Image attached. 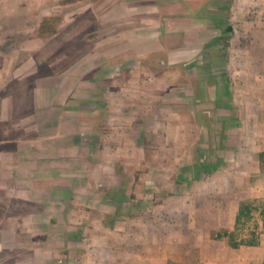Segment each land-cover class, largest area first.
<instances>
[{"label": "crops", "instance_id": "obj_1", "mask_svg": "<svg viewBox=\"0 0 264 264\" xmlns=\"http://www.w3.org/2000/svg\"><path fill=\"white\" fill-rule=\"evenodd\" d=\"M101 1L110 2V10L101 12V16L96 11L90 13L91 23L99 15L101 19L98 17L97 20L103 27L106 21L102 17L106 16L111 21L121 19L130 24L133 21L134 30L127 33V45H105L116 33L125 37L124 32L109 31L108 41L90 37L86 41L92 49L77 61L75 73L46 74L35 79L34 107L30 115L42 138L39 148L52 153L39 156L46 158L48 163L59 165L53 168L56 173H63L64 178L51 180L64 181L68 185L59 193L63 199L69 197L71 202L72 198L74 201L75 197H82L83 204L91 211L101 210L111 216L121 213L111 223L112 228H107L108 233L115 234L118 240L116 249L106 246L113 253L115 264H169L172 260L181 261L186 247L199 249L200 264H206L203 253L206 244H228L220 233L234 230L240 202L244 198L242 195L251 198L258 194L256 188L248 184L250 174L246 177V189L242 191L232 182L234 175L231 171L219 172V176L209 177L211 181L214 179V189L197 190L193 194L197 199L199 195L214 197L219 194L229 201L223 206L215 203L202 206L201 213L197 209L195 219L189 218L194 200L188 201L190 193L185 178L197 177L191 173L194 145L185 148L187 129L178 109L184 105L190 115L207 113L223 118L228 133L236 128L250 127L248 117L262 114L260 110L264 113V0H131L133 3L127 4L122 0ZM241 3L244 12L240 11ZM254 6H259L256 14L252 13ZM137 17L146 18L147 25L154 26L157 31H137ZM236 19L241 20L240 25ZM225 33H230L231 37L224 39ZM32 61V65L28 60L20 65L19 71L24 72V76L37 72L33 58ZM174 67L193 71L191 78L197 88L195 103H199L200 108L195 110L192 107L195 97L190 77L186 75L190 74L189 71L174 78L173 70L169 69ZM156 68L164 70L157 72ZM226 68L231 69L229 79L225 75ZM236 78L243 80L242 86ZM126 115L133 117L132 132L140 134L132 146L128 145L132 150L136 149L137 161H146L147 164L151 160L157 164L151 166L152 169H161L146 174L144 195L135 191L140 194V205L138 200H132L131 195L124 194L126 184L133 186L125 178V169L116 172L109 164L111 157L107 159L108 153L117 159L118 156L124 157L119 151L121 145H116L114 151L116 147L107 145L103 138L100 150H93L94 138L102 136L96 133L105 129L117 132ZM156 128L166 134H160L165 137V142L158 140L156 143L160 145L153 144L149 147L153 149L148 152L144 150L142 139L146 135L153 136ZM203 128L205 141H208L207 124L199 125L200 139ZM45 138L51 139V143L46 144ZM263 139L262 131L260 142ZM25 144L33 149L31 142ZM176 148L180 151L177 152ZM93 163L101 164L99 171L87 168ZM77 164L82 165V174L62 171L63 167L69 170L70 166ZM220 185L224 188L221 189ZM107 192L117 198L111 199ZM119 197L127 200L122 201ZM110 202L114 204L113 211L108 208ZM263 224L261 221V225H256L260 231H263ZM213 231L216 233L212 236ZM255 235L256 245L232 247L223 257L218 250V254L208 258L207 264H229L232 255V264H263V234L255 232ZM218 237L219 240L215 239ZM107 264L113 262L108 260Z\"/></svg>", "mask_w": 264, "mask_h": 264}, {"label": "rangeland", "instance_id": "obj_2", "mask_svg": "<svg viewBox=\"0 0 264 264\" xmlns=\"http://www.w3.org/2000/svg\"><path fill=\"white\" fill-rule=\"evenodd\" d=\"M122 1L126 4L133 3L131 0ZM110 6V2L101 0H0V264H107L108 260L115 264L113 253L109 249L107 250L106 246L116 249L118 240L115 234L108 233L107 228L111 227V223L115 222L116 216L121 213L111 216L101 210L91 211L88 206L83 204L82 197H75L74 201L72 198L70 202L69 197L65 200L60 196V191L68 185L64 181L51 179L64 178V174L55 172L58 164L48 163L47 160L45 161L46 158L39 156V154L50 156L52 153L48 151L46 153L42 147L39 148L40 143H43L40 142L42 138L35 130V122L30 115L34 107L35 79L46 74L61 75L71 71L75 73L77 61L83 59L86 52L92 49L86 41L88 38L98 39L101 37L108 41L109 31H119L122 34L124 32L125 37L117 36L116 33L105 45L125 44L126 38H129L127 33L134 30L131 25L133 21L131 24L129 21L121 19L111 21L104 16V18L102 17L104 22L106 21L104 26L100 27L98 23L97 19L101 16V12L107 13ZM239 8L244 12V4L241 3ZM94 11L100 16L98 15L96 20L91 23L92 15L90 13ZM256 12H259V6L253 7L252 13L256 14ZM52 16L60 19L57 23V33L39 36L37 31L42 19ZM240 21V19L235 20L237 25L241 24ZM147 23L146 18L137 17L135 19L137 31H157L154 26L147 25ZM230 37V33H225L224 39ZM87 48L88 50H86ZM32 58L37 65V72L31 76H24V72L19 71L20 65L24 60H28L32 65ZM162 68H156V71H163ZM169 69L173 70L174 78L189 71L190 74L186 75L190 77L195 97L191 102L192 107L195 110L200 108V104L195 103L197 88L195 80L191 78L193 76L191 68L174 67ZM230 74H232L231 69L226 68L227 79ZM231 79H233L232 76ZM235 80L237 83L241 82L242 86L243 80H239V78ZM65 102L67 103V100ZM178 111L182 114L181 118L187 129L185 148L188 145H194V149L192 148L194 164L191 173L197 177L188 176L185 178L186 184L184 183L190 193L188 201L194 200L189 218L195 219L198 213L197 209L201 213L202 206H213V203L223 206L229 201L219 194L214 197L199 195V199L196 198L197 196L193 192L214 189V179L211 181L210 176L229 170L234 175L232 182L236 183L238 189L244 191L247 174H250L248 184L256 188L258 196L249 198V196L242 195L244 198L240 203L247 204L253 213L249 217L242 218L235 231V238L237 241L248 240L249 234L253 230L262 233L264 238V226L263 231H260L256 226L257 224L261 225V221H264V139L262 142L259 140L262 131L264 132L263 110H260L262 114L248 117L249 120L251 119L250 127L236 128L229 133L225 132L226 120L218 119L214 114L190 115L184 105L180 106ZM260 111L259 113H261ZM248 119L246 117V120ZM123 121L124 123L120 124L117 132L105 129L96 133V135L102 136L94 138L93 150L99 151L103 140L107 145L116 147L114 151L117 149L116 145H121L119 151L125 156H118L120 159L118 160L108 153L107 159L111 157L109 164L115 167L116 172L125 169V178L133 186L126 184L127 188H124V194L131 195L132 200H138V205H140L139 202L142 201L140 194L144 195V187L147 182H145L146 174L153 171L159 172L161 169L159 167L152 169L151 166L157 164L150 162L151 160H148L147 164H145L146 161H142L144 163L137 161L136 149L132 150L129 146H132L134 139L140 137V134L131 130V125L134 123L133 117L126 115L123 117ZM200 124H207L209 128L208 141H205L207 138L204 128L201 129L203 134L200 139ZM160 130L162 129L155 131ZM213 131H216L214 138L212 137ZM157 132L153 133V136L146 135L143 139L141 137L145 144L144 150L149 152V149H153L149 148L153 144L158 147L160 145L156 143L158 140L165 142V137L160 136L164 132L160 131L159 134ZM218 135L220 136L219 140ZM171 138L172 136H170ZM45 140L46 138L44 139L46 144L52 141L51 139ZM28 141L32 143L33 149L25 144ZM155 150L157 149L155 148ZM175 150L180 151L179 148ZM140 155H142L141 152ZM225 158L227 160H224ZM81 166L73 165L69 170L63 167L62 171L82 174ZM87 168L99 171L101 164L93 163V166ZM110 170L112 169L110 168ZM192 179L195 182L191 181ZM220 188L224 187L220 185ZM135 191H139L140 194ZM108 193L111 199L117 198L112 197V192L106 194ZM210 193L209 195H213ZM222 194H225L223 190ZM197 200H199V205ZM108 208L113 211V202H110ZM216 231H213L212 236ZM215 239L219 240V237ZM231 248L226 242L206 244L203 250L205 263L207 264L208 258L212 255L218 254V250L223 253V257ZM183 253L181 261L172 260L169 264H200L199 249L186 247L183 248ZM229 257L232 258L229 264L234 263L233 255ZM222 263L225 264V262Z\"/></svg>", "mask_w": 264, "mask_h": 264}, {"label": "trees", "instance_id": "obj_3", "mask_svg": "<svg viewBox=\"0 0 264 264\" xmlns=\"http://www.w3.org/2000/svg\"><path fill=\"white\" fill-rule=\"evenodd\" d=\"M58 21H60L59 17L52 16L43 18L38 27V35L43 37L46 35L56 34ZM250 212L251 208L247 204H240L238 214L235 219L234 230L232 232L221 231L220 235H222V237L226 239L231 247L237 248L240 245L254 246L257 244V237L255 235V232H250V237L248 240L240 239V241H237V239L235 238V231L238 229L242 218L249 216Z\"/></svg>", "mask_w": 264, "mask_h": 264}]
</instances>
